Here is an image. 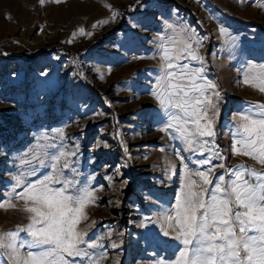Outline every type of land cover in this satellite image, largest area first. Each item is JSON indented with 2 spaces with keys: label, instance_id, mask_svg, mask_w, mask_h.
Returning a JSON list of instances; mask_svg holds the SVG:
<instances>
[{
  "label": "rangeland",
  "instance_id": "1",
  "mask_svg": "<svg viewBox=\"0 0 264 264\" xmlns=\"http://www.w3.org/2000/svg\"><path fill=\"white\" fill-rule=\"evenodd\" d=\"M186 35L202 44L203 76L221 96L215 141L224 159L212 162L229 172L239 165L264 171L231 152L233 117L264 105V93L244 83L249 64H264V0H0V233L14 234V243L25 245L20 252L37 249L26 247L32 237L23 202L7 206L23 191L13 177L42 179L52 172L50 157L71 150L76 155L61 178H75L78 189H99L78 227L94 220L87 239L104 237L75 264L174 259L181 241L163 234L162 217L174 203L184 163L194 167L203 157L184 152L174 129L158 130L169 113H182L162 109L152 92L164 75L162 44ZM176 63L201 67L187 58ZM57 129H64L63 137ZM41 145L44 164L21 163ZM9 251L0 249V264H12Z\"/></svg>",
  "mask_w": 264,
  "mask_h": 264
},
{
  "label": "snow or ice",
  "instance_id": "2",
  "mask_svg": "<svg viewBox=\"0 0 264 264\" xmlns=\"http://www.w3.org/2000/svg\"><path fill=\"white\" fill-rule=\"evenodd\" d=\"M166 27L171 29L173 25ZM219 32L222 37L228 36L224 27ZM161 47L164 75L156 81L152 96L162 109H179L182 116L169 113L168 122L158 130L163 133L174 129L179 133L184 152L203 157L195 161L194 167L184 163L183 179L174 203L162 217L166 225L163 234L181 241V247L168 264H264V171L239 165L229 172L224 163L212 162L224 159L215 141L221 96L216 85L203 76L204 57L199 52L202 44L194 35H186L178 40L169 39ZM184 58L199 61L201 67L176 63ZM244 83L264 93V64H249ZM257 108L258 111L249 109L233 117L237 123L231 133V152L264 165V105ZM55 131L63 137L64 129ZM41 139L49 137L41 135ZM103 147H108L107 143ZM42 148L43 145L25 153L31 159H23L21 163L35 160L44 164ZM75 155L71 150L52 155V172L35 182H26L23 175L13 177L15 187L22 186L23 191L10 196L7 206L18 207L11 202L13 199L23 202L20 210L27 214L30 223L25 229L32 237L26 247L37 250L22 253L20 248L25 245L15 244L14 234L0 233V249L10 250L12 264H75L74 258H89L87 249L101 246L100 239L104 237L87 239L88 230L96 223L94 220L83 229L78 227L88 220L85 209L97 199L99 189H78L75 178H61L62 170L70 168L69 158ZM177 159L185 162L187 158L178 154ZM218 170H224L225 174H218ZM71 171L76 173L75 168ZM34 173L32 169L28 174ZM57 184L61 186L54 187ZM0 207L5 205L0 203ZM112 235L107 233L108 237ZM94 264H99V260Z\"/></svg>",
  "mask_w": 264,
  "mask_h": 264
},
{
  "label": "built area",
  "instance_id": "3",
  "mask_svg": "<svg viewBox=\"0 0 264 264\" xmlns=\"http://www.w3.org/2000/svg\"><path fill=\"white\" fill-rule=\"evenodd\" d=\"M74 66L77 67V68H80V64H79V60L76 58L74 59Z\"/></svg>",
  "mask_w": 264,
  "mask_h": 264
},
{
  "label": "trees",
  "instance_id": "4",
  "mask_svg": "<svg viewBox=\"0 0 264 264\" xmlns=\"http://www.w3.org/2000/svg\"><path fill=\"white\" fill-rule=\"evenodd\" d=\"M28 59V58H27Z\"/></svg>",
  "mask_w": 264,
  "mask_h": 264
}]
</instances>
